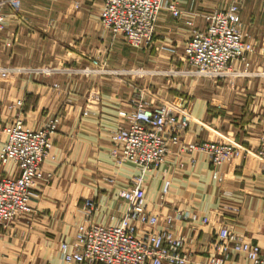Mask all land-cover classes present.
<instances>
[{
    "label": "crops",
    "instance_id": "0c3cea01",
    "mask_svg": "<svg viewBox=\"0 0 264 264\" xmlns=\"http://www.w3.org/2000/svg\"><path fill=\"white\" fill-rule=\"evenodd\" d=\"M73 1L24 0L17 10L6 7L0 29V64L62 68L103 61L114 68L181 70L176 75L143 80L154 85L156 97L189 111L190 122L181 140L229 141L250 152L220 164L219 181L212 176L213 165L204 153L195 152L196 161L191 163L192 154L170 145L162 165L145 173L147 207L160 216L175 215L171 228L186 239V264H205L221 224L264 248V163L254 154L264 118V77H237L228 83L195 76L188 73L194 66L179 57L177 48L191 31L184 17L194 16L195 23L203 27L199 13L231 1L239 6L244 29L257 39L253 34L264 31V0H174L186 15L175 17L168 10L161 11L149 47H134L112 35L99 18L101 0H81L76 10L71 8ZM169 46L176 49L172 52ZM251 66L264 69V52L252 55ZM137 82L140 79L124 76L121 83H114L109 75L85 76L65 70L51 75L21 74L13 85L0 81V127L17 114L6 108L16 98L24 99L19 115L32 128L61 114L50 156L42 163L44 177L32 191L34 219L0 225V264H72L61 258L58 243L74 233L85 197L96 200L92 216L96 221L107 223L125 213L126 201L102 176H114L125 184L138 172L136 165L118 163L109 153V131L127 122L119 111L131 109ZM92 87L99 89L97 104L88 102ZM86 108L90 112L84 115ZM12 168L6 166L3 173ZM165 179L170 187L163 194ZM190 212L206 216L208 221H192L180 214ZM240 261V255L232 259V263Z\"/></svg>",
    "mask_w": 264,
    "mask_h": 264
},
{
    "label": "built area",
    "instance_id": "2783aa9c",
    "mask_svg": "<svg viewBox=\"0 0 264 264\" xmlns=\"http://www.w3.org/2000/svg\"><path fill=\"white\" fill-rule=\"evenodd\" d=\"M23 1L0 0V29L6 19L4 9L11 7L17 10ZM80 6L81 0H74L71 8L76 10ZM163 10H168L175 17L186 15L174 0H101L99 18L112 35L123 37L134 47H149L153 45L156 24ZM199 15L203 19V27L195 23L194 16L184 17L191 31L183 45L177 47L180 48L179 57L194 66L188 73L213 80L223 79L228 83L237 77H264V69H252L251 66L252 55L264 52V35L260 41L249 35L235 1ZM169 48L172 52L176 49ZM155 68L160 76L181 73L177 68ZM58 70L85 76L105 74L114 83H121L124 76L140 79L135 85L136 93L130 98L131 109L119 111L127 122L109 131L110 155L118 163L127 161L136 165L138 172L132 174L125 184H119L114 176H102L103 180L117 187V195L127 203L126 211L116 220L107 223L96 221L92 218L96 200L93 196L85 197L79 207L80 219L74 233L58 243L61 258L72 264H186L189 260L184 248L186 239L171 228L175 215L166 213L160 216L147 207L146 171L158 169L170 145L176 144L180 151L192 154L191 163L196 161L195 152L208 156L213 165L212 176L221 181L218 166L249 155L250 149L229 141L205 139L183 142L181 134L189 125V111L156 97L154 85L143 81L150 72L144 67L114 68L103 61L93 66L62 68L0 64V81L13 85L21 74L51 75ZM53 85L58 86L56 83ZM89 98V103L99 102L97 87L91 88ZM23 106V98L9 102L6 108L17 111V114L0 127V225L4 227L33 214L32 191L37 181L44 177L42 163L50 156L53 135L61 118V114L56 113L40 127L32 128L19 115ZM89 112L88 108L83 111L84 115ZM261 124L254 154L264 163V118ZM8 165L13 166L12 170L3 173ZM46 177L50 174L46 173ZM169 187L170 181L165 179L162 193H167ZM180 214L192 221L199 218L204 223L208 221L206 216L199 217L196 212ZM235 255L241 256L239 263H232ZM205 264H264V248L257 241L245 240L228 225L221 224Z\"/></svg>",
    "mask_w": 264,
    "mask_h": 264
},
{
    "label": "rangeland",
    "instance_id": "374dc122",
    "mask_svg": "<svg viewBox=\"0 0 264 264\" xmlns=\"http://www.w3.org/2000/svg\"><path fill=\"white\" fill-rule=\"evenodd\" d=\"M249 33H250V32H249ZM250 34H252V32H251ZM254 35H255V36H254ZM263 35H264V31H263V32H256V33L253 34V36H254L255 38H257L259 41L261 40V38H262ZM120 56H121V55H120ZM125 68H126V67H125ZM127 68H128V67H127ZM144 69H147V70L150 71V72H148V73L146 74V79H147V80H148V79H152V80H154V79H156V77L160 76V75L156 74V70H157V68H155V66L144 67ZM150 86H151V85H150ZM154 88H155V87H154ZM34 214H35V208H34V212H33V214L30 215L28 218H26L25 221H28V222L32 221V220L34 219Z\"/></svg>",
    "mask_w": 264,
    "mask_h": 264
}]
</instances>
